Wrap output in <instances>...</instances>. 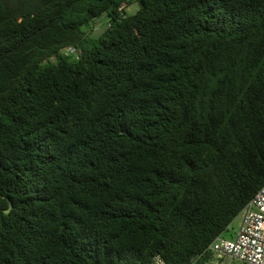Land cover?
Segmentation results:
<instances>
[{
    "label": "trees",
    "instance_id": "obj_1",
    "mask_svg": "<svg viewBox=\"0 0 264 264\" xmlns=\"http://www.w3.org/2000/svg\"><path fill=\"white\" fill-rule=\"evenodd\" d=\"M132 1L0 0V264H189L264 186V0Z\"/></svg>",
    "mask_w": 264,
    "mask_h": 264
},
{
    "label": "built area",
    "instance_id": "obj_2",
    "mask_svg": "<svg viewBox=\"0 0 264 264\" xmlns=\"http://www.w3.org/2000/svg\"><path fill=\"white\" fill-rule=\"evenodd\" d=\"M239 217L241 224L235 238L225 239L224 232L189 264H264V186ZM152 264L168 263L156 256Z\"/></svg>",
    "mask_w": 264,
    "mask_h": 264
},
{
    "label": "rangeland",
    "instance_id": "obj_3",
    "mask_svg": "<svg viewBox=\"0 0 264 264\" xmlns=\"http://www.w3.org/2000/svg\"><path fill=\"white\" fill-rule=\"evenodd\" d=\"M125 11L128 14H134L138 8L139 3L137 0H133L130 4H125ZM109 17L104 15L103 17L95 20L89 27H85L84 31H87L92 38H98L108 28ZM67 54H71L75 57L78 56L76 50L68 48L64 51ZM241 224V217H238L233 221L228 230L223 234L225 239H233L237 236Z\"/></svg>",
    "mask_w": 264,
    "mask_h": 264
},
{
    "label": "water",
    "instance_id": "obj_4",
    "mask_svg": "<svg viewBox=\"0 0 264 264\" xmlns=\"http://www.w3.org/2000/svg\"><path fill=\"white\" fill-rule=\"evenodd\" d=\"M11 209H12V205L10 206V209L6 211V213H10Z\"/></svg>",
    "mask_w": 264,
    "mask_h": 264
}]
</instances>
